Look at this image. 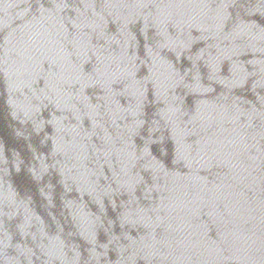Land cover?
<instances>
[{
    "label": "water",
    "instance_id": "obj_1",
    "mask_svg": "<svg viewBox=\"0 0 264 264\" xmlns=\"http://www.w3.org/2000/svg\"><path fill=\"white\" fill-rule=\"evenodd\" d=\"M0 264H257L194 0H0Z\"/></svg>",
    "mask_w": 264,
    "mask_h": 264
}]
</instances>
